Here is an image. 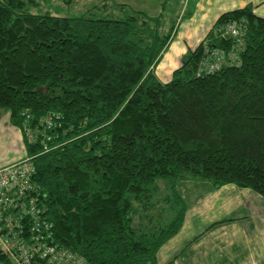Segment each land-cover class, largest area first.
Returning a JSON list of instances; mask_svg holds the SVG:
<instances>
[{
	"label": "trees",
	"instance_id": "1",
	"mask_svg": "<svg viewBox=\"0 0 264 264\" xmlns=\"http://www.w3.org/2000/svg\"><path fill=\"white\" fill-rule=\"evenodd\" d=\"M101 2L60 17L0 0V114L21 132L27 115L60 116L49 151L24 140L52 243L87 264H159L184 223L183 182L264 198V19L250 7L222 14L162 83L154 71L174 32L169 0L157 17ZM242 18L239 63L199 74L205 49H232L222 28ZM17 260L0 250V264Z\"/></svg>",
	"mask_w": 264,
	"mask_h": 264
},
{
	"label": "crops",
	"instance_id": "2",
	"mask_svg": "<svg viewBox=\"0 0 264 264\" xmlns=\"http://www.w3.org/2000/svg\"><path fill=\"white\" fill-rule=\"evenodd\" d=\"M102 1V0H98ZM126 5L149 17H157L165 0H108ZM169 0L166 24L174 25L170 44L155 75L162 83L171 80L182 57L205 39L224 13L250 7L264 19V0ZM171 11V12H170ZM21 130L10 124L9 113L0 114V167L26 156ZM181 193L186 203L184 223L158 252L159 264H264V198L249 189L232 185L213 188L209 183L185 181ZM173 247V248H172Z\"/></svg>",
	"mask_w": 264,
	"mask_h": 264
},
{
	"label": "built area",
	"instance_id": "3",
	"mask_svg": "<svg viewBox=\"0 0 264 264\" xmlns=\"http://www.w3.org/2000/svg\"><path fill=\"white\" fill-rule=\"evenodd\" d=\"M246 31L247 24L243 18L225 23L222 34L233 40L232 49L228 52L217 48L205 49L198 73L212 74L225 64L237 65ZM58 119V114L50 113L31 122L32 117L27 115L23 139L28 144H37L42 153L49 151L47 140L51 138L48 133ZM33 173L32 157L27 155L22 160L0 167V250L17 254L19 264H31L35 258L48 259V264H87L79 255L52 243L53 224L46 217L40 188L32 182Z\"/></svg>",
	"mask_w": 264,
	"mask_h": 264
},
{
	"label": "rangeland",
	"instance_id": "4",
	"mask_svg": "<svg viewBox=\"0 0 264 264\" xmlns=\"http://www.w3.org/2000/svg\"><path fill=\"white\" fill-rule=\"evenodd\" d=\"M24 1L26 4L25 9L29 13H33V14L49 13L51 15L60 16V17L81 16L90 10L92 11L93 10L92 8L94 6L96 7L102 6V2L98 0H24ZM100 9H102V7H100ZM95 12L97 17H105V15H107L101 10ZM111 13L114 14L113 12ZM114 16L116 15L114 14ZM24 151L26 152L25 148ZM160 185L162 187V183ZM170 240L171 241H169L168 244L166 245L167 248H170L169 246H172L173 244L172 238Z\"/></svg>",
	"mask_w": 264,
	"mask_h": 264
}]
</instances>
